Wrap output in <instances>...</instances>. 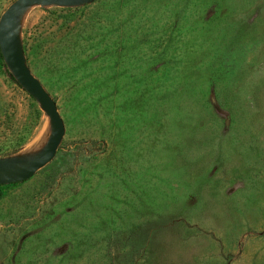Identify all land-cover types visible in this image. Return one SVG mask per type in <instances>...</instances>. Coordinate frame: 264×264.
Listing matches in <instances>:
<instances>
[{"label": "rangeland", "instance_id": "1", "mask_svg": "<svg viewBox=\"0 0 264 264\" xmlns=\"http://www.w3.org/2000/svg\"><path fill=\"white\" fill-rule=\"evenodd\" d=\"M110 2L23 17L64 133L0 185V264H264V0ZM46 133L0 65V156Z\"/></svg>", "mask_w": 264, "mask_h": 264}, {"label": "water", "instance_id": "2", "mask_svg": "<svg viewBox=\"0 0 264 264\" xmlns=\"http://www.w3.org/2000/svg\"><path fill=\"white\" fill-rule=\"evenodd\" d=\"M92 0H10L0 11V56L14 81L29 94L47 119V133L31 150L0 156V184L24 180L54 156L64 133V124L55 100L26 63L21 25L26 11L39 7L79 6Z\"/></svg>", "mask_w": 264, "mask_h": 264}, {"label": "trees", "instance_id": "3", "mask_svg": "<svg viewBox=\"0 0 264 264\" xmlns=\"http://www.w3.org/2000/svg\"><path fill=\"white\" fill-rule=\"evenodd\" d=\"M111 2H113L112 3V5L111 6H106L105 5V7H103L104 9H107V10H113V11H117V10H119V5H121V4H124V5H126V4H128V2L130 1V0H116V1H114V0H110ZM110 2V3H111ZM109 3V4H110ZM104 11V10H103ZM103 16V20H104V18L106 19V20H110V18H111V16L110 15H108L107 13H104V15H103V12H100V16ZM105 26H106V24H105ZM97 27H98V25H96V24H94V25H92V26H90V27H88V26H86V25H84V26H80L79 28H78V32H74V33H72L73 34V36H75V38L77 39L78 37H80V40H86V38L85 37H83L82 35H83V33L84 32H86L87 30L88 31H90V30H97ZM101 29H103V28H101ZM177 29V31L179 32V33H181L182 32V30L180 31V30H178V28H176ZM175 29V30H176ZM171 30V31H170ZM175 30H173L172 28H170V29H168V31L170 32V33H174V32H176ZM98 34H100V33H98ZM85 36V35H84ZM76 41H79V39H77ZM124 41V40H123ZM86 42H88V41H86ZM71 44V43H70ZM77 44V42L75 43V44H71V46H74V45H76ZM22 46H23V44H22ZM77 46H79V45H77ZM80 48V47H79ZM23 50H24V46H23ZM0 65H2V66H4V64H3V62H2V59H1V56H0ZM70 71H72L73 72V74H74V70H75V68H70L69 69ZM7 74H8V76H9V78L15 83V81H14V79L11 77V75L8 73V71H7ZM84 103H86L85 101L83 102V106L82 107H86L87 105L86 104H84ZM142 110V109H141ZM143 111V110H142ZM17 182H19V181H16V182H10L9 184H12V183H17ZM6 184H8V183H6ZM1 185V184H0Z\"/></svg>", "mask_w": 264, "mask_h": 264}]
</instances>
